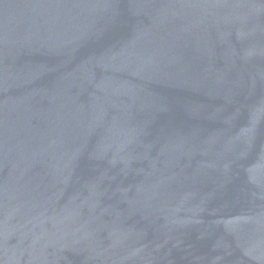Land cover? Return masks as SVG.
Returning <instances> with one entry per match:
<instances>
[{
  "label": "water",
  "instance_id": "water-1",
  "mask_svg": "<svg viewBox=\"0 0 264 264\" xmlns=\"http://www.w3.org/2000/svg\"><path fill=\"white\" fill-rule=\"evenodd\" d=\"M0 264H264V0H0Z\"/></svg>",
  "mask_w": 264,
  "mask_h": 264
}]
</instances>
